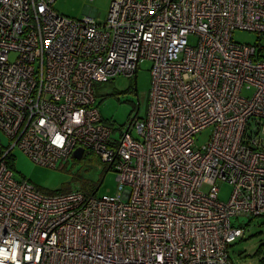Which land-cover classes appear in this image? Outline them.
<instances>
[{
	"label": "built area",
	"instance_id": "2783aa9c",
	"mask_svg": "<svg viewBox=\"0 0 264 264\" xmlns=\"http://www.w3.org/2000/svg\"><path fill=\"white\" fill-rule=\"evenodd\" d=\"M55 1L0 0V264H232L231 219L264 217V49L232 33L264 37V0H111L103 22ZM143 62L147 114L114 139L95 85ZM79 148L113 166L115 196L45 195L6 161L60 168Z\"/></svg>",
	"mask_w": 264,
	"mask_h": 264
},
{
	"label": "rangeland",
	"instance_id": "374dc122",
	"mask_svg": "<svg viewBox=\"0 0 264 264\" xmlns=\"http://www.w3.org/2000/svg\"><path fill=\"white\" fill-rule=\"evenodd\" d=\"M110 3L111 0H56L52 7L59 15L70 19L81 20L86 16H92L95 21L103 22L107 19ZM232 41L240 45L256 47L260 44L264 49V37H258L254 33L236 30L232 33ZM188 42L193 44L194 39L189 38ZM16 57V53H10L8 56L11 62ZM150 90L149 62L140 63L134 76L118 75L96 83L94 104L102 121L113 129L114 139H118L119 135L126 131L132 120L145 118ZM252 94L253 89L242 90L243 97H251ZM212 133V127L199 131L194 136V146L202 150ZM131 135L135 139H140L134 129ZM7 141L8 139L0 131V144L6 145ZM6 161L15 180H26L45 195H60L77 190L87 196L95 197L117 194L113 166L102 162L99 155L92 150H85L80 159L71 156L67 161L62 162L60 168L37 165L17 149L11 152ZM83 187H88V190L82 191ZM217 187L219 188L218 200L226 202L231 193V187L222 182H217ZM231 224L244 229L243 237L236 239L228 247L231 263L261 264L264 262V217L232 218Z\"/></svg>",
	"mask_w": 264,
	"mask_h": 264
},
{
	"label": "water",
	"instance_id": "95a60500",
	"mask_svg": "<svg viewBox=\"0 0 264 264\" xmlns=\"http://www.w3.org/2000/svg\"><path fill=\"white\" fill-rule=\"evenodd\" d=\"M82 154H83V149L79 148V149L75 150V152L73 153V157L75 159H80Z\"/></svg>",
	"mask_w": 264,
	"mask_h": 264
},
{
	"label": "trees",
	"instance_id": "16d2710c",
	"mask_svg": "<svg viewBox=\"0 0 264 264\" xmlns=\"http://www.w3.org/2000/svg\"><path fill=\"white\" fill-rule=\"evenodd\" d=\"M8 158H9V157H8ZM81 189H82V191H85V192H86V191L88 190V187H83V188H81ZM94 191H95V190H94ZM94 191H93V192H94ZM89 193H90V192H89ZM91 193H92V192H91ZM261 264H264V262H261Z\"/></svg>",
	"mask_w": 264,
	"mask_h": 264
}]
</instances>
